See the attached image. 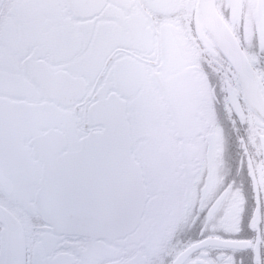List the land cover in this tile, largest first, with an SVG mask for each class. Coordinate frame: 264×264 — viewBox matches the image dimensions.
I'll list each match as a JSON object with an SVG mask.
<instances>
[{
    "label": "snow or ice",
    "instance_id": "snow-or-ice-1",
    "mask_svg": "<svg viewBox=\"0 0 264 264\" xmlns=\"http://www.w3.org/2000/svg\"><path fill=\"white\" fill-rule=\"evenodd\" d=\"M0 264H264V0H0Z\"/></svg>",
    "mask_w": 264,
    "mask_h": 264
}]
</instances>
